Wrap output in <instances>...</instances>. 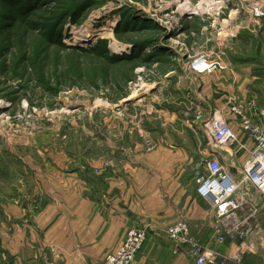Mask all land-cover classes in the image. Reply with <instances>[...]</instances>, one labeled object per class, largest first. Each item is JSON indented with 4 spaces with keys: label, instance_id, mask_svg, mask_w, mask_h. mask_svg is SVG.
Returning a JSON list of instances; mask_svg holds the SVG:
<instances>
[{
    "label": "rangeland",
    "instance_id": "obj_1",
    "mask_svg": "<svg viewBox=\"0 0 264 264\" xmlns=\"http://www.w3.org/2000/svg\"><path fill=\"white\" fill-rule=\"evenodd\" d=\"M260 74L264 0H0V264L4 234L47 228L50 207L64 216L59 204L95 194L104 168L184 153L200 160L194 174L221 150L196 115L239 126L232 106L264 110L248 99ZM218 245L264 264V221L242 245ZM41 250L55 264L57 249Z\"/></svg>",
    "mask_w": 264,
    "mask_h": 264
},
{
    "label": "crops",
    "instance_id": "obj_2",
    "mask_svg": "<svg viewBox=\"0 0 264 264\" xmlns=\"http://www.w3.org/2000/svg\"><path fill=\"white\" fill-rule=\"evenodd\" d=\"M256 78L262 80L259 86L263 89H256L248 99L250 104L262 108L264 75ZM212 112L207 110L206 115ZM234 119L230 123L238 130ZM246 143L241 149L229 147L217 151L216 155L230 171L235 172L237 165L250 152L252 144L248 140ZM178 155L181 157L177 158V164L168 163L175 162V154L170 157H145L150 162L153 161L151 158H160L156 162L161 164L154 166L153 170L135 166L121 169L119 165L102 169L101 183L96 185L95 194L87 191V194L59 204L64 216L58 213L56 206L54 209L50 207L49 215L52 216L47 221V228L37 224L27 227L29 235L28 232L15 236L4 234L1 244L7 249L2 251L4 260L1 264H44L41 248L48 253H51L49 249H57V257L49 256L55 264H101L108 253L117 249L127 231L135 226L146 228L147 239L131 264H183L185 257L189 256L186 248L183 247V251L180 249L182 252L173 250L169 243L172 240L165 233L166 227L182 218L193 241L202 249H211L209 253L215 255L216 264L221 260L224 264H248L249 257L242 262L239 256L232 254L231 249L228 253L225 246L216 242L213 228L206 219L209 214L207 203L196 195L193 165L200 160L190 158L186 161L184 153ZM262 217L264 205L260 207L258 227L263 225ZM59 249H65L64 259L60 257ZM190 261L192 263V258Z\"/></svg>",
    "mask_w": 264,
    "mask_h": 264
},
{
    "label": "built area",
    "instance_id": "obj_3",
    "mask_svg": "<svg viewBox=\"0 0 264 264\" xmlns=\"http://www.w3.org/2000/svg\"><path fill=\"white\" fill-rule=\"evenodd\" d=\"M246 108L232 106L230 109L240 121L238 130L216 109L208 116L196 115L202 119L201 128L209 134L213 148L241 149L247 140L252 144L235 172L226 167L215 149L208 151L210 157H202L195 168L196 195L207 203L218 243L230 239L235 245L236 242L241 245L251 237L258 227L260 207L264 205V110ZM165 233L176 246L189 245L193 264H216L215 255L202 251L193 241L183 218L166 227ZM146 239L145 227L129 229L117 249L108 253L101 264H131Z\"/></svg>",
    "mask_w": 264,
    "mask_h": 264
},
{
    "label": "bare ground",
    "instance_id": "obj_4",
    "mask_svg": "<svg viewBox=\"0 0 264 264\" xmlns=\"http://www.w3.org/2000/svg\"><path fill=\"white\" fill-rule=\"evenodd\" d=\"M185 3H186V2H185ZM183 9H184V11L189 10V8H188L187 6L183 7ZM100 30L102 31L103 28H100ZM100 30H99V31H100ZM101 31L98 33L99 36H100V35H101V36L103 35ZM87 36H88V35H87ZM102 37H104V35H103Z\"/></svg>",
    "mask_w": 264,
    "mask_h": 264
}]
</instances>
